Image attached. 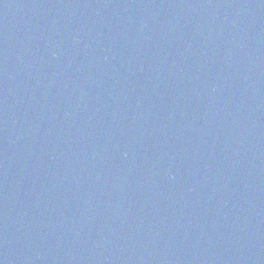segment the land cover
Wrapping results in <instances>:
<instances>
[{"label":"water","instance_id":"water-1","mask_svg":"<svg viewBox=\"0 0 264 264\" xmlns=\"http://www.w3.org/2000/svg\"><path fill=\"white\" fill-rule=\"evenodd\" d=\"M0 264H264V0H0Z\"/></svg>","mask_w":264,"mask_h":264}]
</instances>
